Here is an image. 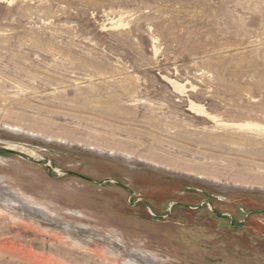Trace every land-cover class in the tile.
<instances>
[{
	"label": "rangeland",
	"instance_id": "374dc122",
	"mask_svg": "<svg viewBox=\"0 0 264 264\" xmlns=\"http://www.w3.org/2000/svg\"><path fill=\"white\" fill-rule=\"evenodd\" d=\"M0 147V264H264V0H0Z\"/></svg>",
	"mask_w": 264,
	"mask_h": 264
},
{
	"label": "water",
	"instance_id": "95a60500",
	"mask_svg": "<svg viewBox=\"0 0 264 264\" xmlns=\"http://www.w3.org/2000/svg\"><path fill=\"white\" fill-rule=\"evenodd\" d=\"M0 152H3V153H13V154H16V155H18V154H21V153H18V152H15L14 150H12V149H8V148H2V147H0ZM24 159H25V157H23ZM50 163L47 161V160H45V166H46V168L49 170V171H52V172H54V173H56V174H62V175H73L74 173H72L71 171H60V170H58L59 171V173H57L56 171H55V169L53 168V167H51L50 165H49ZM83 178V177H82ZM83 179H85L86 181H88L89 183H91V184H93V185H96V186H98V185H102L103 183H107V182H110L109 180H107V179H105V180H103V181H99V182H95V181H93V180H91V179H88V178H83ZM116 185H119V184H117V183H115ZM124 189H126L127 191H128V193H129V195H131L132 194V191L128 188V187H123Z\"/></svg>",
	"mask_w": 264,
	"mask_h": 264
},
{
	"label": "bare ground",
	"instance_id": "6f19581e",
	"mask_svg": "<svg viewBox=\"0 0 264 264\" xmlns=\"http://www.w3.org/2000/svg\"><path fill=\"white\" fill-rule=\"evenodd\" d=\"M49 165L51 166V164H49ZM51 167H52V166H51ZM55 171H56L57 173H59V171H58V170H56V169H55Z\"/></svg>",
	"mask_w": 264,
	"mask_h": 264
}]
</instances>
